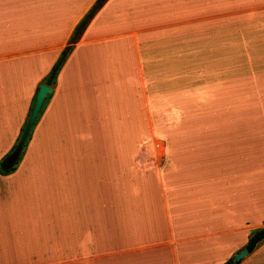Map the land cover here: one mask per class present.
Here are the masks:
<instances>
[{"label":"crops","instance_id":"0c3cea01","mask_svg":"<svg viewBox=\"0 0 264 264\" xmlns=\"http://www.w3.org/2000/svg\"><path fill=\"white\" fill-rule=\"evenodd\" d=\"M96 1L0 0V161ZM232 14L254 15L264 44V0H108L96 12L18 168L0 170V264H224L246 249L264 227V122L211 117L221 106L195 116L199 89L238 97L230 80L195 89ZM196 31L211 47H195ZM239 264H264V242Z\"/></svg>","mask_w":264,"mask_h":264},{"label":"rangeland","instance_id":"374dc122","mask_svg":"<svg viewBox=\"0 0 264 264\" xmlns=\"http://www.w3.org/2000/svg\"><path fill=\"white\" fill-rule=\"evenodd\" d=\"M224 8L222 7L220 9ZM253 17L254 15L238 14H232L231 17H227L225 20L228 22V27H230V35L227 36H230L231 39L225 38V44L223 42L219 43L223 46L226 45V48L218 50L223 56L213 51L214 57L211 58L213 65L197 67L195 69V89L200 85L203 86L205 83H210L205 82V79L212 80L211 82H214V85L218 83L222 88L225 85V81L230 80L233 89L237 91L233 93L237 94L238 97L213 98L209 97L215 93L213 91L216 89H213V87L211 89H199L202 93L201 95H195L196 119L198 116H209L206 114H199V111L203 110V107L221 106L227 108L230 112H228V114L213 115L211 117L215 116V118L222 120L227 118L228 121H230L231 118L244 117L247 123H249V126L254 125L257 121L264 122V77L259 80L256 77V62L264 59V49H262L264 44L257 43L255 40L252 24ZM221 21L222 20H217L216 22ZM196 25L199 26V24ZM208 41V34L202 32L198 33L196 31L195 47L197 43L204 44L203 47H211L210 44L212 43ZM224 51L226 52L225 56ZM204 89L207 91L203 92ZM226 89H229V87ZM241 91H245L246 94H241ZM239 95L243 96L239 97ZM237 112L238 114H235ZM209 120L213 121L211 118ZM154 134L153 131V135Z\"/></svg>","mask_w":264,"mask_h":264},{"label":"trees","instance_id":"16d2710c","mask_svg":"<svg viewBox=\"0 0 264 264\" xmlns=\"http://www.w3.org/2000/svg\"><path fill=\"white\" fill-rule=\"evenodd\" d=\"M108 0H97L96 4L92 7V9L87 13V15L85 16V18H83V20L77 25V27L75 28V31L73 33V35L71 36L70 39V43L69 45L62 51L61 55L59 56L57 62L55 63V65L53 66V68L51 69L49 75L46 78V81L52 85L55 83L57 76L59 74V72L61 71V69L63 68V65L65 64L67 58L69 57V54L73 48V45L81 38L84 30L86 29V27L88 26L89 22L91 21V19L93 18V16L96 14V12L107 2ZM27 124V123H26ZM25 124V126H26ZM25 126L23 127L22 133L25 129ZM19 136L18 138V142L22 136ZM32 137V132L30 133L28 140L25 144L24 147V151L22 153V156L20 157V159L17 162H14L11 155L12 152L14 151L15 147L17 146L18 142L16 145H14V147L8 152V154L3 157V159L0 161V170L4 173H10L14 170H16L19 166V164L21 163L23 156L26 152V149L28 147L29 141ZM264 241V227L257 230L256 232H254L248 243L246 246V249L251 253L253 252L262 242ZM240 261L238 263H234V257L231 258L230 260H228L227 262H225L224 264H239Z\"/></svg>","mask_w":264,"mask_h":264},{"label":"water","instance_id":"95a60500","mask_svg":"<svg viewBox=\"0 0 264 264\" xmlns=\"http://www.w3.org/2000/svg\"><path fill=\"white\" fill-rule=\"evenodd\" d=\"M53 88L46 84V83H41L39 86V91L37 93L35 103L32 109V112L30 114V117L27 121V124L25 126V129L22 133V136L15 147L14 151L12 152V159L14 162H17L19 158L21 157L25 144L28 140V137L35 125V122L37 121L39 114L43 108V105L46 101L47 96L52 92ZM249 251L247 249H244L243 251L237 253L234 257V263H238L241 261L243 258H245L247 255H249Z\"/></svg>","mask_w":264,"mask_h":264}]
</instances>
